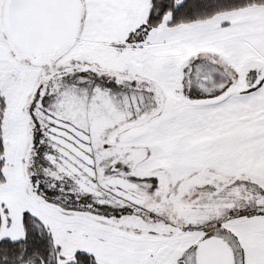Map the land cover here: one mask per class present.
I'll return each instance as SVG.
<instances>
[{
  "label": "snow or ice",
  "instance_id": "6c2138e0",
  "mask_svg": "<svg viewBox=\"0 0 264 264\" xmlns=\"http://www.w3.org/2000/svg\"><path fill=\"white\" fill-rule=\"evenodd\" d=\"M0 264H264V0H0Z\"/></svg>",
  "mask_w": 264,
  "mask_h": 264
}]
</instances>
